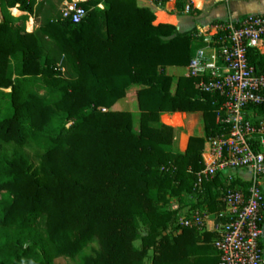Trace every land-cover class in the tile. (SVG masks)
<instances>
[{"label":"trees","instance_id":"trees-1","mask_svg":"<svg viewBox=\"0 0 264 264\" xmlns=\"http://www.w3.org/2000/svg\"><path fill=\"white\" fill-rule=\"evenodd\" d=\"M65 1L74 0H0V143L19 147L0 156V264H219L215 232L175 225L191 202L222 209L227 188L219 176L198 182L221 96L166 72L188 66L204 38L156 24L138 0L80 1L79 23L62 18ZM248 56L264 73V54ZM127 97L137 99L138 131L120 106ZM177 112L203 116L205 136H190L184 153L161 121ZM36 136L47 145L28 154ZM182 195L190 200L171 206Z\"/></svg>","mask_w":264,"mask_h":264},{"label":"built area","instance_id":"built-area-1","mask_svg":"<svg viewBox=\"0 0 264 264\" xmlns=\"http://www.w3.org/2000/svg\"><path fill=\"white\" fill-rule=\"evenodd\" d=\"M80 1H65L62 18L81 22L87 11L78 5ZM163 1L158 0L159 4ZM222 30L214 54L198 49L187 67V76L203 79L201 90L222 98L218 132L206 139L202 151L205 167L198 182L219 176L227 185L219 198L224 206L210 212L192 208L191 202L180 210L175 225L177 231H208L207 223L213 219L219 264H264L260 246L264 221V73L257 72L248 56L250 49L261 51L264 14L229 23ZM231 171H244L247 176L233 187L236 178Z\"/></svg>","mask_w":264,"mask_h":264},{"label":"crops","instance_id":"crops-1","mask_svg":"<svg viewBox=\"0 0 264 264\" xmlns=\"http://www.w3.org/2000/svg\"><path fill=\"white\" fill-rule=\"evenodd\" d=\"M138 3L141 6L150 7L155 12L156 24L169 23L174 25L180 32L197 30L198 35L202 36L207 44L199 49H205L210 55L214 54L217 40L221 36V32H223L222 27L229 23L238 22L251 15L264 14V0H165L161 4H159L158 0H138ZM188 6L189 11H187ZM2 18L0 10V20ZM27 24L29 32L34 31L38 26L33 17L29 18ZM260 52L264 54V43ZM187 67H168L166 68V72L171 74L176 81L179 76H187ZM132 90H137V87H134ZM129 98L134 99V102L136 101V97H127L126 99ZM172 114L174 115L169 118L174 126L184 125L183 115L189 119L196 117L194 121L197 124L200 123L201 126V119L203 118L201 112H177ZM191 136L204 137V129L201 130V133L196 135L193 133ZM175 148H178L177 144H175ZM233 176L236 178V185H239L242 183L241 180L247 176V173L244 171H234ZM262 189L264 191V177L262 179ZM213 225L214 220L212 219L207 223L208 232H214ZM260 246L263 252L264 263V221L262 223Z\"/></svg>","mask_w":264,"mask_h":264},{"label":"rangeland","instance_id":"rangeland-1","mask_svg":"<svg viewBox=\"0 0 264 264\" xmlns=\"http://www.w3.org/2000/svg\"><path fill=\"white\" fill-rule=\"evenodd\" d=\"M101 8H103V5ZM12 12H13V14H15L14 11H12ZM38 24L39 23H37V25ZM27 27H28V24L26 23V30H27ZM40 91L42 92V90H40ZM120 106L122 109L131 111L133 113L134 128L136 131H138L139 130V123H140V113H139V109H138L137 99L135 102H134V99H130V98L129 99H122V100H120ZM180 113H183V112H180ZM216 114L218 116V113H216ZM173 115L174 114H172V113H170V114L169 113L168 114L163 113L161 115V121H162V123L169 125V126H172L174 128L173 144H172L174 152L184 153L187 149L188 138L193 133L195 135L201 133V130L204 129L203 118L201 119V126H200V123L197 124V122L194 121V119L196 120V117L189 119L188 117L183 115L184 116V118H183L184 119V125L183 126H174L172 124L171 119L169 118V117H172ZM164 117H167V118L164 119ZM165 120H167L169 122H166ZM186 122H188V123H186ZM216 122H217V117H216ZM175 144L178 145V148L174 149ZM46 145H47V143L43 138H41L40 136H36V137L32 138L31 141L27 145L24 146L23 150L25 152H27L28 154H33L36 152L43 151ZM15 148L19 149L18 146L15 147L12 144L0 143V156H2V155L9 156L11 153H13ZM233 172L234 171H231L230 174H233ZM189 200H190V196H188V195H182V196H177V197L174 196L171 198V206L179 207L183 204V202L189 201ZM140 232L142 234L145 233L143 225H141V227H140ZM133 245L136 247H139L140 241L139 240L133 241ZM98 248H99V245L97 243L91 244V246L86 250V253L88 255H94V249H98ZM58 260L61 264H76L80 261L78 257L74 260L70 259V258L61 257Z\"/></svg>","mask_w":264,"mask_h":264}]
</instances>
